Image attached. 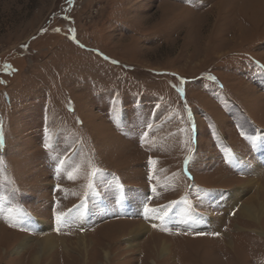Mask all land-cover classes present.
Instances as JSON below:
<instances>
[{"label":"rangeland","instance_id":"1","mask_svg":"<svg viewBox=\"0 0 264 264\" xmlns=\"http://www.w3.org/2000/svg\"><path fill=\"white\" fill-rule=\"evenodd\" d=\"M0 64V264H264V0H0Z\"/></svg>","mask_w":264,"mask_h":264},{"label":"bare ground","instance_id":"2","mask_svg":"<svg viewBox=\"0 0 264 264\" xmlns=\"http://www.w3.org/2000/svg\"><path fill=\"white\" fill-rule=\"evenodd\" d=\"M250 185H253V183H249ZM209 188V187H208ZM213 188V187H212ZM221 188V187H220ZM235 193H236V191H235ZM240 199V198H239ZM254 200H256V198H253V199H251V203L253 204V202H254ZM262 209L260 208V207H254L253 209H250V208H248V207H246V205L244 206V209H243V211H242V213L243 214H245V213H248V214H250V215H252V216H254V217H257L258 215H259V213H260V211H261ZM125 223V222H124ZM110 224V223H109ZM110 226V225H109ZM125 226V225H124ZM144 224H142V223H140L137 227H135V229H133V230H131V231H128V234H130V235H132V236H134V235H136L137 233H139L143 228H144ZM106 227H108L107 225H106ZM126 227H128V226H126ZM148 227V226H147ZM102 228V227H101ZM103 228H105V227H103ZM100 230V229H99ZM108 230V229H107ZM103 232H105V231H103ZM109 232V231H108ZM142 232V231H141ZM107 233V232H106ZM120 234H121V236H124V234H125V232H123V231H119L118 230V232H114V233H110V234H107L105 237H106V239H109V237H111V238H114V237H116V236H118V237H120ZM140 234V233H139ZM117 237V238H118ZM49 238V237H48ZM44 239V240H42V241H40L39 242V240H41V239H36V241H38V244H39V246H41L40 248H39V253L38 252H35L34 254H33V257L31 258V263H34V264H39L38 262H41L40 261V258H41V256L44 254V250L47 248V245H49L50 243H53V238L51 239ZM78 239V238H77ZM137 240V239H136ZM160 243H155V244H153V250H155V251H153V255L154 256H157L158 254H160V251H163V252H165V248H166V244H164L165 242H164V240H162V238L161 239H159L158 240ZM29 242V239L28 240H24L21 244H19L20 245V248H24V247H27V245L29 244L28 243ZM28 243V244H27ZM78 245V248H76V249H78V251L80 250V251H82V252H84L85 250H87L88 248H87V246H86V241H79V243L77 244ZM83 245V246H82ZM130 246V245H129ZM134 246H132L131 248H133ZM75 249V248H74ZM48 253V252H47ZM104 254H106V258L108 257V254L104 251ZM154 264H156V263H154Z\"/></svg>","mask_w":264,"mask_h":264},{"label":"trees","instance_id":"3","mask_svg":"<svg viewBox=\"0 0 264 264\" xmlns=\"http://www.w3.org/2000/svg\"><path fill=\"white\" fill-rule=\"evenodd\" d=\"M7 64L8 63H6V64L4 63L3 64L4 65V68L6 70H8L11 74L14 73L16 71V67L14 66V64L12 62H9L8 66H7ZM2 69H3V67L0 64V72H2ZM6 74H8V72L3 73L4 77L6 76ZM3 75H1V76H3ZM7 76H10V74H8Z\"/></svg>","mask_w":264,"mask_h":264},{"label":"snow or ice","instance_id":"4","mask_svg":"<svg viewBox=\"0 0 264 264\" xmlns=\"http://www.w3.org/2000/svg\"><path fill=\"white\" fill-rule=\"evenodd\" d=\"M2 147H3V136H2V133H0V148H2ZM0 163H3V161L0 160ZM145 211L147 212V211H152V210L145 209Z\"/></svg>","mask_w":264,"mask_h":264}]
</instances>
